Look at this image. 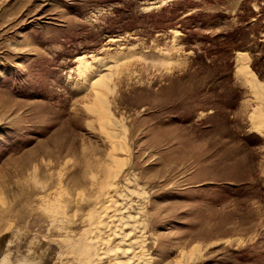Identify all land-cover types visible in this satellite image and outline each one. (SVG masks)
<instances>
[{
  "label": "rangeland",
  "instance_id": "1",
  "mask_svg": "<svg viewBox=\"0 0 264 264\" xmlns=\"http://www.w3.org/2000/svg\"><path fill=\"white\" fill-rule=\"evenodd\" d=\"M159 1L0 0V264L7 252L19 261L30 240L44 247L15 178L70 174L76 156L106 149L88 107L101 103L67 74L77 57L107 52L124 57L103 93L147 192L153 258L172 264L195 249L193 264H264V101L236 59L245 53L264 85V0L145 8Z\"/></svg>",
  "mask_w": 264,
  "mask_h": 264
},
{
  "label": "bare ground",
  "instance_id": "2",
  "mask_svg": "<svg viewBox=\"0 0 264 264\" xmlns=\"http://www.w3.org/2000/svg\"><path fill=\"white\" fill-rule=\"evenodd\" d=\"M164 2L145 8L158 7ZM127 57L131 58V54ZM236 57L238 75L252 88L255 97L264 101V85L249 69L246 54L239 52ZM75 61L67 77H77L85 89L95 92L101 103L99 108L88 107L90 113L101 119L106 149L99 154L83 152L79 158L74 157L70 174L58 171L46 180L36 175L26 179L23 176V181L15 178L22 205L30 207L41 219L44 247L36 244L39 241L30 240L31 245L19 256V261L10 263L7 258L11 252H7L4 264H161L149 249L152 234L145 204L147 192L131 172L125 127L110 111L104 95V90H112L110 81L121 76L119 65L124 57L119 52H107L101 56H80ZM255 111L254 116H262L261 108ZM8 188V184L4 185L3 192ZM12 213L11 203L4 196L2 215L6 231L11 227ZM153 238L155 244L157 238ZM194 250H180L172 264H193L199 256Z\"/></svg>",
  "mask_w": 264,
  "mask_h": 264
}]
</instances>
